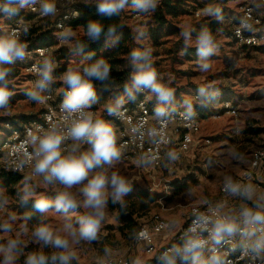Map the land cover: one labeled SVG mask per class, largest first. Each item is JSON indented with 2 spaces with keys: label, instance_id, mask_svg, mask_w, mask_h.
Instances as JSON below:
<instances>
[{
  "label": "clouds",
  "instance_id": "1",
  "mask_svg": "<svg viewBox=\"0 0 264 264\" xmlns=\"http://www.w3.org/2000/svg\"><path fill=\"white\" fill-rule=\"evenodd\" d=\"M77 0H0V112L7 113L12 106L15 88L17 62L24 63L32 57L29 36L32 25L22 19L25 11L36 13L45 23L55 20L61 10L75 4ZM162 0H84L86 5L95 6L99 16L118 17L131 8L136 15H153ZM244 14L236 17L234 35L237 39H264V24L257 17H264V0H241ZM202 14L223 25L226 16L224 8L217 3H209ZM78 18V11L71 12ZM67 18V17H66ZM15 21V23H11ZM259 25V26H258ZM119 24L105 25L99 20L89 19L84 25V35L91 41L102 36L107 38L105 47H115L121 39ZM54 33L62 44H68L73 56H81L77 64H70L61 75L55 70L60 66L53 55L40 52V59L30 71L35 80L23 95L34 105H46L57 80L62 82L59 118L49 117L46 124H35L24 129V145L30 151H23L24 158L15 164L20 171L30 167L24 175L22 185L15 196L20 207L31 203L39 219L29 229L32 211L9 212V195L0 185V264H78V252H86L104 237L112 206L115 220L121 213L127 214L128 197L134 190L133 178L122 171V162L129 155L126 136L133 143L151 140L159 143L162 130L146 126L137 121L126 130L117 127L115 121L128 111V106L142 104L140 99L147 94L152 101V119L159 123L170 122L177 115L185 121L196 123V111L192 99L183 100L184 112L177 107L176 90L171 86L172 78L158 71L152 48L144 43L150 38L147 25H137L133 38L141 46L133 48L127 56L131 72L123 83L120 95L112 102L103 104V113L113 119H105L96 109L101 105L104 92L112 91L113 79L110 63L104 58L93 59L94 52H85V44L77 38L71 26L57 24ZM195 33V36H193ZM245 33H249L245 37ZM179 36L183 41L181 56L188 49L195 48V61L199 72L212 70V58L221 51L220 37L224 28L213 31L209 26L199 28L193 25L181 27ZM235 63V61H231ZM97 84L100 85L99 91ZM222 91L215 84L206 82L197 90L196 102L207 107L219 102ZM13 135L20 133L13 129ZM244 129L237 125L233 134L239 136ZM167 143L168 141H163ZM230 156L236 163L244 162L246 154L236 146L230 149ZM182 159V153L168 149L163 157L148 151H140L134 156V166L150 169L157 161L171 170ZM264 165V150L254 157V166ZM237 179L231 174L222 177V192L225 196L238 199L240 204L226 209L225 201L215 204L203 194L200 205L193 208L188 222L176 233V242H170L153 258L156 264H233L234 259L243 264H264V191L251 180ZM35 178V179H34ZM52 189L51 197L36 198L39 185ZM185 200L197 199L192 186L184 193ZM151 196V195H150ZM147 204L148 200L142 201ZM55 211L63 221L55 228L50 226L46 214ZM19 224L18 227L14 225ZM168 231L176 229V221L169 220L162 225ZM14 234V235H13ZM130 238L138 243L150 244L151 237L146 228L133 230ZM103 254L94 257L95 264H119L116 250L105 245ZM128 264H144L142 257L134 256Z\"/></svg>",
  "mask_w": 264,
  "mask_h": 264
},
{
  "label": "rangeland",
  "instance_id": "2",
  "mask_svg": "<svg viewBox=\"0 0 264 264\" xmlns=\"http://www.w3.org/2000/svg\"><path fill=\"white\" fill-rule=\"evenodd\" d=\"M242 5L241 0H229L225 4L226 20L223 25L218 24L216 27V29L219 27L224 28V36L219 38L222 47L217 56L212 58L213 67L208 73L199 72L195 63L198 59L195 54V48L190 47L188 53L181 56L183 41L179 36L181 27L193 25L199 28L201 23H207L211 20V18L202 14L203 8L188 4L187 13L170 19L161 28L158 27L154 14L147 17L138 16L130 7L121 13L123 25L130 30L133 36L137 25H147L150 38L144 43L152 48L154 62L158 71L163 73L166 78L171 77V86L176 92L183 93L177 98L178 101L180 99L183 104V100L192 99L193 104L197 103L193 99L197 95L198 87L208 82L215 84L221 90L223 89L225 96L232 100L238 113L236 116L224 114L217 119L211 118L205 112L200 114V131L195 135L191 149L187 153H182L181 161L173 165L171 170L165 169L162 163L158 168L138 169L134 166V159H125L121 165L122 171L133 178L135 184L131 196L127 198L129 200L128 212L129 210H134L133 219L135 226L130 229L128 225L120 224L119 220H115L113 218L115 212H112L113 209L110 205L109 220L103 232L104 237L86 252L77 253L78 264H95L94 257L103 254L102 250L105 245L115 249L117 254L122 255H128V252L133 250L132 252L135 254L129 255L130 258L138 255L142 257L144 264H156L153 259L155 256L146 254L144 249L141 246H136L134 239L130 238L133 230H137L142 225L150 226L153 215L162 214L163 211L169 214V220L174 219L176 221V228L183 227L186 223L187 208L191 204L199 203V198L203 194H207V197L213 203L224 201L227 197H222L219 190L222 177L225 174H231L234 177L241 175L249 166L252 152L264 145V48L260 50L244 49L233 41L235 38L231 33V25L236 22V17H238ZM196 12H198V15L195 14ZM260 20L264 22V18ZM216 29H213V31ZM74 30L77 32L78 39L83 37L80 29ZM193 36H195V33H193ZM106 41L104 42V49H111L112 47H105ZM57 43L56 48L63 46L65 49L64 58L58 62L60 66L54 73L59 76L70 64L79 63L82 57L70 54V45L62 44L58 40ZM48 46L51 47L52 45ZM140 46L134 39L130 49ZM127 56H125L124 62L117 66L118 70L129 69L131 72ZM35 59L36 56L34 55V57L32 56L18 66L19 73L15 78L12 106L7 113L0 112V118L20 120L21 117H25L26 119H33L41 112L39 105L32 104L23 95L24 90L30 89L35 80L33 73L25 71L27 65ZM233 60L235 61L234 64L231 63ZM63 87L62 82L57 80V83L53 85L52 93L55 96L60 95ZM113 89L109 95L110 98L106 99V103L112 102L115 96L120 95L123 86H114ZM145 98L152 103L147 94ZM217 108L218 102L210 104L208 111L211 112ZM97 111L105 119H112L103 113V106ZM237 125L244 129L239 136L233 134V129ZM2 129H4V122L0 120V139L4 136V130ZM206 139L209 142H205ZM176 141L177 139L173 141L172 146L168 149L177 150ZM233 146H236L241 152L246 154L244 162L236 163L232 160L230 149ZM262 170L264 171V169ZM252 177V182L259 184V189H264V181L260 182L257 177ZM1 181L0 179V185ZM21 185L22 180L16 185H12V191L10 192L5 188L10 201L8 210L9 212H16L18 216L20 214V206L14 193ZM188 186H192L197 199L185 200L183 193ZM139 190L155 193L157 197L166 196L163 201L164 209H161L157 199L148 204L136 200L133 195ZM51 194L52 189L40 184L36 198L41 196L50 198ZM46 216L50 226L53 228L60 225L63 221V217L55 211L48 212ZM5 218L4 213H0V220ZM35 222L34 220L29 222V229ZM18 226L19 224L14 225V227ZM120 227L124 228L123 232L120 231ZM6 237L7 234H0V238ZM130 245L134 247L131 248L129 247Z\"/></svg>",
  "mask_w": 264,
  "mask_h": 264
},
{
  "label": "built area",
  "instance_id": "3",
  "mask_svg": "<svg viewBox=\"0 0 264 264\" xmlns=\"http://www.w3.org/2000/svg\"><path fill=\"white\" fill-rule=\"evenodd\" d=\"M84 2V0H77L75 4H72L68 7H75L77 11V7L80 3ZM26 14L32 15L31 19L25 20L26 23H29L32 25L36 20H42L36 13H31L28 11H25ZM198 15V12L195 13ZM67 17V18H66ZM264 17H257V19H263ZM73 19L72 16H66V8L61 10V14L55 18V20H48L46 22V25L48 28H52L55 32L58 31L57 24H63L65 26H68V23ZM236 25H231V30L235 31ZM233 41L239 45V46H245L248 48H251V45H260L262 39H252L251 42L248 40H240L235 37ZM58 44V43H57ZM57 45L51 46L44 50L45 54L53 55L55 58V55L53 54L54 48H56ZM40 52L36 51L32 52L33 55H38V61L40 59ZM25 71H30V68H25ZM60 95H54L51 93L50 99L48 100V103L46 105H39L41 107V112L39 115L32 120L28 121L27 123L22 124L20 127H10L9 125H6V128L8 129V133L5 134L0 139V169L4 170L6 172L11 173H17L19 175H28L31 172L30 167H25L24 169L20 171L15 170V164L18 160H22L24 158L23 151H30V148H25L24 145V129L28 126H33L35 124H46L48 122L49 117L53 118H59V103H60ZM142 104H137L136 106L129 105L128 111H126L119 120H116L115 123L117 127H122L126 130L130 129L132 126L135 125L137 121H143L145 122L146 126H155L162 130V137H158V140H161L159 143H153L151 140L146 139L145 141H138L137 143H133L131 136H126V142L129 145V155L126 159H134V156L136 153L140 151H148L151 149L153 153L159 154L161 157H163V154L166 150H168L169 147L172 146L173 141L177 139L176 141V149L177 151H180L181 153H187L193 143H194V137L197 135L200 131V113L196 111V123L193 124L191 122L185 121L181 116L177 115L175 118H173L170 122L165 123H159L152 119V103L148 102L145 99H141ZM194 101L195 98L193 99ZM178 111L180 113L184 112L183 106H180L177 104ZM238 113L236 107L234 106V103L231 99H222L218 103V108L216 110H212L208 113V115L213 118L217 119L220 118L224 114H228L230 116H236ZM113 119V118H112ZM13 129L17 130L20 134L17 136L13 135ZM163 141H168L167 143ZM205 142H209L208 139L205 140ZM264 150V145L256 149L252 152L251 157L249 159V166L247 170L243 171V173L235 178L245 180L248 179V173H251V179L252 176L257 177L260 170L264 169V165L256 167L254 166V157L255 154L259 151ZM161 166V161H157V163L153 166L154 168H158ZM35 179V178H34ZM258 188L260 187L259 184ZM222 185L220 186V195L222 197H227L221 190ZM166 196H158L157 202L160 204L161 209H164L163 201L165 200ZM215 204V203H213ZM200 205L199 203L191 204L186 211V223L188 222L189 216L193 210V208H196ZM168 222L167 219L163 218L160 214H154L150 223V226L142 225L140 226L137 231L141 228H146L150 234L151 242L150 244H147L146 242H137L134 240L135 244H141L144 247V251L146 254L149 255H156L158 252L162 251L163 248L169 244L170 242H176V233L182 228H176L173 231H168L166 227H162V225L166 224ZM185 223V225H186ZM184 225V226H185ZM183 226V227H184ZM164 241V244L159 245L160 242ZM159 242V243H158ZM117 260L119 261V264H128V261L130 259L129 255H122L117 254L116 256ZM84 264H92V263H84ZM233 264H243V261L239 259H234Z\"/></svg>",
  "mask_w": 264,
  "mask_h": 264
},
{
  "label": "trees",
  "instance_id": "4",
  "mask_svg": "<svg viewBox=\"0 0 264 264\" xmlns=\"http://www.w3.org/2000/svg\"><path fill=\"white\" fill-rule=\"evenodd\" d=\"M228 1L229 0H200V1H197V0H162L157 13H155L153 16L156 19V23L158 24V27L161 28L165 24H167L170 19L176 18L182 14L187 13L188 4H192L194 7L204 8L206 4L217 3V4H220L224 8V11H225V4ZM75 11H76V8H75ZM77 11L80 13V16L78 18L73 17V19L68 23V26H71L74 29H80L82 31L83 37H80L79 39L85 44L84 51L94 52L95 56L93 57V59H98V58L106 59L111 65V69H112L111 75L116 82L114 86L115 87L123 86V83L128 78L130 70L129 69L118 70L117 66L121 65L124 62L125 56H127L128 53L131 51L130 46L133 45L134 38L130 30L123 25L124 23H122L121 21V14L118 17L114 16L111 18L106 17V16H99L96 13L95 6L86 5L84 2L79 4V6L77 7ZM22 18L25 20H28L32 18V15H29L23 12ZM89 19L101 21L105 25V28L109 24L123 25V27L118 28L117 30V33L122 34V36L119 42L115 45V47H112L111 49L110 48L104 49V42L105 40H107V38L104 36H102L99 40L93 42L84 35V25H86ZM218 24L219 23H217L216 21L210 20L207 23H201L199 26L207 25L213 30V29H216ZM53 32L55 31L52 28H48L46 23H44L41 20H36L34 23H32L31 35L29 36L31 52H33L37 47L42 46V45H52V46L57 45V39L53 35ZM251 47L252 48L242 46V48L247 49V50L248 49L260 50L264 48V43L258 46H251ZM64 50L65 49L63 46L57 49H54L53 54L55 55V59L58 62L64 58ZM32 56L34 57V55ZM20 64L22 63L18 61L16 70H15L14 79L18 76V73H19L18 66ZM99 88H100V85L97 84L98 91H99ZM113 90L114 89H112V91ZM221 91L223 94H222V97H220L219 102L222 99H230L229 97L225 96L224 94L225 92L223 91V89ZM110 93L111 91L103 93L101 105L98 106L97 109L102 107L103 104L106 103V99L110 98L109 96ZM180 94H183V93L176 92V98H179ZM185 94H188V93H185ZM194 107H195V110L198 111L200 114H203L204 112L209 113L208 110H209L210 105H208L207 107H202L198 103H195ZM0 120L4 122V129L2 130H4V135H5L8 133V129L6 128V125H9L12 128L20 127L22 124L27 123L28 121L32 120V118L26 119L25 117H21L20 120L19 119L16 120L14 118L12 119L0 118ZM1 171H2L0 173V179L2 180L1 185L7 188L8 192L12 191L11 190L12 185H16L23 178V175H19L17 173L6 172L4 170H1ZM133 196L136 200H140V201L148 200V203H152L158 198L155 193H150L146 190L136 191ZM26 211H32L34 213L32 220L37 221L39 219L40 214L34 212V209H32L31 203L28 204L27 208L20 207V213H23ZM133 215H134V210H129L127 214L121 213L119 216L120 224L124 223L128 225L130 229H133L135 226ZM123 230L124 228L120 227V231L123 232Z\"/></svg>",
  "mask_w": 264,
  "mask_h": 264
},
{
  "label": "crops",
  "instance_id": "5",
  "mask_svg": "<svg viewBox=\"0 0 264 264\" xmlns=\"http://www.w3.org/2000/svg\"><path fill=\"white\" fill-rule=\"evenodd\" d=\"M146 96V94L144 95V97ZM176 101H177V104L178 105H180V106H183V104L180 102V99H179V101H178V99L176 98ZM99 109V108H98ZM98 109H96V110H98ZM257 178L260 180V182L263 180L264 181V171L263 170H260L259 171V173H258V176H257ZM262 181V182H263ZM264 183V182H263ZM261 190V189H260ZM261 191H264V189H262ZM224 201L226 202V209H230V208H233V207H236V206H238L239 204H240V201L238 200V199H235V198H232V197H228L227 196V198L226 199H224ZM165 210H167V209H165ZM160 214V213H159ZM163 214V215H162ZM162 214H160L163 218H165V219H167L168 221H169V218H170V216H169V214L168 213H166V211H165V213H164V211H163V213ZM159 243V242H158ZM159 244H164V241H162V242H160ZM136 246H141L143 249H144V247H143V245H141V244H136ZM129 247H131V248H133L134 246H129ZM127 250V249H126ZM133 250H131L130 252H128V255H132V254H135L134 252H132ZM132 252V253H131Z\"/></svg>",
  "mask_w": 264,
  "mask_h": 264
},
{
  "label": "bare ground",
  "instance_id": "6",
  "mask_svg": "<svg viewBox=\"0 0 264 264\" xmlns=\"http://www.w3.org/2000/svg\"><path fill=\"white\" fill-rule=\"evenodd\" d=\"M72 11H75V7H67L66 8V16H72L71 15ZM243 14H244V6L242 5L240 7V11H239V15L238 16L243 15ZM259 21H260L261 24H264V22H262L260 19H259ZM12 23H15V22H12ZM237 23H238V21L236 20V22L234 24H232V25H236ZM231 33H232V36L235 38L234 31L231 30ZM244 35H245V37H247L249 35V33H245ZM262 41H264V39H262ZM262 43H264V42H261L260 44H262ZM251 46H258V45H251ZM47 48H49L48 45H42V46L37 47L33 52L46 50ZM36 62H38V55H36V59L33 62L29 63L26 68H31V66L34 63H36ZM28 72L32 73L31 71H28ZM196 96L197 95H195L194 97H196ZM140 99H145V97L143 96Z\"/></svg>",
  "mask_w": 264,
  "mask_h": 264
}]
</instances>
